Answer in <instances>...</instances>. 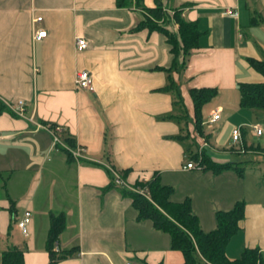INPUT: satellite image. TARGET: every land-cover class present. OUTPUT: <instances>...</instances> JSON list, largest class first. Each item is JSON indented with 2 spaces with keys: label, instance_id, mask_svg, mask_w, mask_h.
Returning a JSON list of instances; mask_svg holds the SVG:
<instances>
[{
  "label": "crops",
  "instance_id": "0c3cea01",
  "mask_svg": "<svg viewBox=\"0 0 264 264\" xmlns=\"http://www.w3.org/2000/svg\"><path fill=\"white\" fill-rule=\"evenodd\" d=\"M159 1L168 13L181 10L200 32L179 71H167L172 54L163 34L134 30L141 19L134 4L0 0V254L16 246L23 264H47L50 215L63 213L65 226L55 247L70 252L56 264H182L184 256L171 248L169 234L149 219L137 220L131 200L120 193V187L157 174L162 185L173 188L171 201L190 198L203 231L216 227L217 211L244 201V218L226 255L235 259L244 248L256 247L264 259V199L246 201L242 186L252 169L242 166L241 176L232 169H185L187 144L176 139L185 128L193 136L189 89L216 88L207 117L202 108V127L218 111L220 118L212 124L222 121L231 145L220 148L205 130L208 141L194 136L197 149L219 164L233 162L228 153H240L241 145L246 151L245 125L253 122L246 118L254 112L240 107L238 84L264 80L249 64L250 58L264 57V0ZM141 4L153 8L156 0ZM35 17L40 20L33 22ZM168 28L176 30L177 24ZM37 30L45 34L34 39ZM77 37L85 40L83 49L75 47ZM80 70L91 74L93 91L75 88L74 74ZM170 77L188 116L185 122L175 94L166 90ZM17 99L25 102L23 117L5 105ZM56 126L67 147L52 144L45 127ZM236 127H241V145L231 142ZM77 148L74 158L70 150ZM113 171L122 172L120 184ZM25 210L30 212L26 237L16 227Z\"/></svg>",
  "mask_w": 264,
  "mask_h": 264
},
{
  "label": "trees",
  "instance_id": "16d2710c",
  "mask_svg": "<svg viewBox=\"0 0 264 264\" xmlns=\"http://www.w3.org/2000/svg\"><path fill=\"white\" fill-rule=\"evenodd\" d=\"M133 4L141 10V19L134 30L146 28L163 34L171 46L172 54L171 65L167 71L183 69L187 63V55L196 46L200 35L197 23L185 20L179 9H174L171 14L164 12L159 0H156V6L153 8H145L141 4V0H115L117 7H130ZM172 22L177 24L176 30L168 28ZM249 64L264 77V57L261 59L250 58ZM166 90L175 94L176 104L182 108L180 109L181 120L185 122L188 120V116L182 106L179 90L171 77ZM238 90L241 108L264 110V80L259 83H239ZM189 93L194 106V129L202 133V108L216 95L217 89L190 88ZM184 131V134L177 136L176 139L187 142L185 150L187 159L188 157L198 159L201 155V163L205 170L217 173L224 169H232L239 176L242 175V166H239L238 163H215L204 153H199L196 143L190 142L186 128ZM203 137L208 141V134ZM64 139L68 144H71L68 137ZM194 145L196 151L192 150ZM245 149L247 150V147ZM120 173L122 174L119 172L118 177H120ZM134 186L144 188V190L132 192L120 187V193L131 200V205L137 213V220L149 219L156 229L169 234L171 248L181 251L184 256L182 264H264L263 254L256 247L244 248L240 256L235 259L228 258L225 252L227 243L240 229L243 221L244 201H237L230 210L217 211L215 213L216 227L210 231H203L199 225L198 217L192 212L190 198L186 197L181 202L171 201L170 195L173 193V188L162 185L157 174L150 180L135 183ZM64 226L65 216L63 213L50 215L46 237L47 264H56L58 260L69 255V249H55L57 238ZM0 264H23L21 249L16 246L5 248L0 254Z\"/></svg>",
  "mask_w": 264,
  "mask_h": 264
},
{
  "label": "rangeland",
  "instance_id": "374dc122",
  "mask_svg": "<svg viewBox=\"0 0 264 264\" xmlns=\"http://www.w3.org/2000/svg\"><path fill=\"white\" fill-rule=\"evenodd\" d=\"M164 12L167 13V11H164ZM170 13H172V12H170ZM160 23H161V21H160ZM187 56H189V55H187ZM222 95H220V97ZM214 104H215L214 99H211L209 102H207L205 104L204 114H203L204 117H207L208 112H206V109L210 110V108H212V106ZM244 111L245 112H254L253 113L254 115L252 114L253 117L250 116V113H248L249 118H246V119H248L246 121H253L250 123H255V122L260 123L262 128H263V134L260 136H254L251 133V129L249 128L250 123L246 124L245 128L248 131V133L246 135L247 150L243 153H242V151L240 153H234V152L229 151L228 154L230 157V161H233V162L242 161L241 166H243L245 169H252V171H249L248 174L246 175L247 179L244 181L242 186H244L246 188V193L244 194L245 200L246 201H253L255 198L264 199V110H258L257 111L255 109H245ZM256 112H258V113H256ZM24 115H25V111H24ZM45 128L51 134V140H52L53 137H52V133L50 130L53 129L54 127H45ZM204 128L208 134H213V136H214L213 142H216V144L218 146H220V148H224V147L231 145L228 141L230 130H226V128L222 127V121H218L216 124L206 123ZM205 130H203L201 133V132H198L194 129L192 132L193 136H190V142L195 143L194 136L195 137L200 136L201 138H203V141H206V139L203 137V136L207 135ZM199 133H200V135H199ZM57 136H58V134H57ZM58 139H59V136H58ZM60 142H61L62 146L65 145V143H63L62 140H60ZM185 144H187V142H185L184 145ZM196 145H198V144H196ZM249 146H251L252 148H256L258 146L260 151L259 152L249 151L250 150ZM64 147H67V146L65 145ZM193 147H196V146L194 145ZM74 150H76V149L70 150L71 155L74 158H77L76 155L73 154ZM190 159H193V158L188 157L187 160H190ZM200 160L202 161V159H200ZM202 168L204 169V166H202ZM114 173H116V171H113V174ZM258 175H259V177H258ZM185 183H186L185 180H182V179L180 180V182L178 184L179 190H183L182 186H184ZM124 188L126 190L132 191V192H139L140 191L138 188H136L135 186H131V185H127ZM256 191L262 192L263 195L260 193L261 196H259V193H255ZM223 194H227V192H225Z\"/></svg>",
  "mask_w": 264,
  "mask_h": 264
},
{
  "label": "built area",
  "instance_id": "2783aa9c",
  "mask_svg": "<svg viewBox=\"0 0 264 264\" xmlns=\"http://www.w3.org/2000/svg\"><path fill=\"white\" fill-rule=\"evenodd\" d=\"M40 20V17H35L33 19L34 21H38ZM45 34L44 30H37L33 33V38L34 39H39L41 37H43ZM75 47L80 50L83 49L86 46V42L83 38L81 37H77L75 38ZM73 83L75 88L77 89H83V90H88V91H93V83H92V78H91V74L86 71V70H80L75 72L74 74V78H73ZM5 105L7 107V109L10 111L11 114H13L14 116L17 117H23L24 116V111H25V102L21 99H17L11 102H5ZM220 118L219 112L216 111L214 112L211 117L207 120L208 123L212 124L215 123L218 119ZM29 119H31L29 117ZM249 128L251 129V133L254 136H260L263 133V128L261 126L260 123L255 122V123H251L249 125ZM52 133V144H61L60 140L58 139L57 134H59L60 129L59 127H54L53 129L50 130ZM231 142L233 144H242V131H241V127H236L232 130L231 132ZM204 145H207L206 143H204ZM241 151H244L243 146L241 145ZM201 148H199V153L201 152ZM74 155H76V157L79 156V149L77 148L76 150H74L73 152ZM201 155H199L198 159H190L187 161L186 165L184 166L185 169H193V170H201L202 169V164H201ZM114 177L117 183H121V181L119 180L118 176L116 175V173H114ZM139 192H142V190H140ZM29 219H30V212L28 210H25L21 216L20 219H18L16 221V227L19 230L20 234L24 237H26L28 235V230H27V225L29 223ZM56 249V248H55ZM123 264H137L136 262L132 261V260H126Z\"/></svg>",
  "mask_w": 264,
  "mask_h": 264
}]
</instances>
